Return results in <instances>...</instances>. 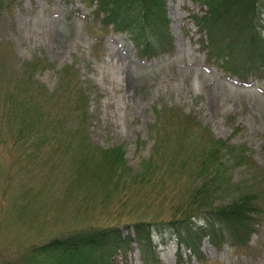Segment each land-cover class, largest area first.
Masks as SVG:
<instances>
[{"label": "rangeland", "instance_id": "374dc122", "mask_svg": "<svg viewBox=\"0 0 264 264\" xmlns=\"http://www.w3.org/2000/svg\"><path fill=\"white\" fill-rule=\"evenodd\" d=\"M167 2L175 49L148 60L136 54L124 33L110 28L93 31L99 24L92 14L94 6L81 0H0V106H7L1 97L7 94L11 74L16 73L9 65L15 64L22 72L21 79L28 81L27 70L22 68L39 56L48 63H42L38 70L32 65L30 72L33 80L51 93L59 90V75L64 69L74 66L79 70L90 98L85 121L89 140L103 148L123 145L133 173L140 171L152 154L155 109L169 107L194 116L217 138L235 145L247 144L255 161L264 166V82L256 78L240 80L227 73L200 47L202 35L192 15L204 14L206 6L194 0ZM261 4L264 24V0ZM97 40H102L98 46ZM70 108L78 120L83 107L72 104ZM17 123L13 114L11 119L0 120V264H24L23 257L33 245L89 224L119 223L126 236L133 232L126 224L130 218L166 219L171 206L181 201L180 188L171 178L166 182L152 180L146 186L133 185V181L129 184L128 188L134 189L131 194H139L122 209L129 211L140 201L145 205V211L141 208L133 217L119 214L123 194L105 199L101 192L85 201L86 189L81 182L75 183L82 179L83 168L76 150L61 146L53 135L45 138L19 132ZM166 139L177 143L168 136ZM74 143L78 145L79 141ZM230 174L233 183L248 176L244 167L232 168ZM129 178H123L124 187ZM181 182L187 185L190 179L184 177ZM194 184H201V177ZM214 197L217 204L231 200L225 193ZM110 211L118 212V219L109 222L111 218L105 215ZM161 242V237H155L160 264H179V252L188 259L176 239ZM201 251L205 260L192 255L182 264H264V221L257 226L249 248L217 249L205 240ZM146 263L137 244L127 251L120 248L115 255V264Z\"/></svg>", "mask_w": 264, "mask_h": 264}, {"label": "trees", "instance_id": "16d2710c", "mask_svg": "<svg viewBox=\"0 0 264 264\" xmlns=\"http://www.w3.org/2000/svg\"><path fill=\"white\" fill-rule=\"evenodd\" d=\"M96 1L95 13L102 15L101 28L112 25L116 31L127 32L140 57L152 59L174 50L167 0ZM195 1L207 6L203 15L194 14L193 19L202 34L201 48L207 50L210 59L214 58L227 73L242 80L264 81L262 0ZM38 59L22 68L27 70L28 81L21 79L22 72L15 64L9 65L16 73L11 74L7 94L1 97L7 105L0 106V111L7 109L0 112L1 121L11 119L13 114L18 120L19 132L45 138L53 135L61 141V146L75 149L83 162L82 179L75 183L81 182L86 189L85 201L104 190L105 199L123 194V205L136 201L139 194H131L134 189L128 186L132 181L133 185L146 186L152 180L166 182L168 178L179 186L181 201L171 206V215L166 219L130 218L126 223L134 228V237L124 238L119 226H89L32 246L23 257L24 264H115L118 250H128L133 242L151 260L156 255L152 241L156 235L163 241L175 237L200 259L203 258L201 245L206 238L219 248L225 244L232 250L250 247L257 225L264 221V166L255 161L247 144L235 145L217 138L210 127L177 107L156 108L157 124L161 127L156 124L154 129L156 142L152 156L143 162L140 171L133 173L122 146L105 149L89 140L85 125L89 98L79 70L73 66L64 69L59 75V90L51 93L32 78L31 66L41 64ZM23 83L27 85L22 86ZM72 104L83 107L81 119L74 117ZM166 136L176 140V145ZM77 141L78 145L74 143ZM163 141L167 142L166 146ZM235 167H244L248 175L239 183L231 181L230 170ZM126 175L130 178L124 187L122 180ZM184 177L190 179L187 185L181 182ZM198 177L201 184L195 185ZM219 193L230 194L231 200L217 204L214 196ZM144 206L140 201L129 211L121 208L119 214L133 217ZM110 214L116 218L114 211Z\"/></svg>", "mask_w": 264, "mask_h": 264}]
</instances>
